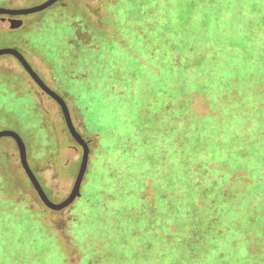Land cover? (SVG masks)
<instances>
[{
	"label": "trees",
	"instance_id": "obj_1",
	"mask_svg": "<svg viewBox=\"0 0 264 264\" xmlns=\"http://www.w3.org/2000/svg\"><path fill=\"white\" fill-rule=\"evenodd\" d=\"M92 8L79 2L69 14L85 40L57 44V34L67 37L60 28L36 39L60 56L79 91L58 94L98 103L114 118L107 143L98 140L101 196L84 225L72 212L66 226L49 222L69 208H47L0 150V264H264V0H105ZM10 78L23 83L0 69L1 90ZM196 96L207 113L196 111ZM2 109L0 124H21L33 151L48 144L54 129L43 117ZM81 134L91 154L98 135Z\"/></svg>",
	"mask_w": 264,
	"mask_h": 264
},
{
	"label": "rangeland",
	"instance_id": "obj_2",
	"mask_svg": "<svg viewBox=\"0 0 264 264\" xmlns=\"http://www.w3.org/2000/svg\"><path fill=\"white\" fill-rule=\"evenodd\" d=\"M45 1L46 0H12L10 8L32 7ZM103 1L105 0H63L61 3L51 7V9L49 8L43 12L37 13V15L23 17L0 16V49H18L29 61L34 70L42 77L45 83L57 93L61 94L62 91L63 94L64 90L79 92L77 86L74 85V87L71 82L67 81L69 79L68 77L72 79L71 70L69 68H66V71L64 70L62 66L64 61L59 55L55 56L54 52L49 53L48 50L45 51L43 48H38V44L41 45V42L36 39V36L37 34L41 37L46 35L50 36L55 34L56 30L60 28L66 32L65 36L67 37H65V41H63L60 39L62 35L57 34V44L61 42L60 45H74L77 40H85L86 35L80 31L81 20L76 16L69 15L74 14V9L72 11L71 9L76 3L83 2L89 5V7H93L92 9L94 10L95 6H100ZM75 12L79 16L81 15L80 9H76ZM103 12L105 13V11ZM16 20L22 21L20 27H17ZM10 32H13V34H10ZM29 32H32L33 36L22 40ZM26 44L28 45L27 47L25 46ZM36 48L38 49L36 50ZM55 62L60 63V71L55 69ZM0 69L12 75L20 76L23 82L21 85L15 86L14 79L10 78L6 80L7 88L3 90L0 89V105L3 108V112L6 111V107H21L23 108V112H29L30 114V111L33 110L35 111L34 115L43 117L44 121L54 129L52 131L53 134L48 133V144L37 151H33L31 139L21 124H19L18 127L15 123L7 125L0 124V130H12L21 135L26 143L28 155L30 156L29 162L35 169L33 170L34 173L44 187L50 200L59 203L72 191L82 159V148L70 137L59 105L35 84L17 59L9 55L0 57ZM63 79L65 82H63ZM14 94L18 97L26 98L27 100L25 103L27 104L19 106L16 101L14 102L13 99L10 98V96ZM74 98L72 100L68 98L66 102L72 109V117L76 128L81 133L83 132L84 134L86 133L93 136L98 135V137H92V152L90 154L92 166H90L85 175L81 188V197L78 198L69 209L67 208L68 210L62 213L50 214V217L47 219V221L52 223L59 221L60 226L67 225L71 212L78 215L79 221H77V223L81 226L84 225L87 218L92 214L94 206L98 204L97 197L101 196L99 180L97 178V166L100 165V163L98 165L97 163L101 161V156L99 153L97 154L99 146L98 140L99 143H107L109 128L115 125L113 121L114 118L112 116L110 117L108 113H104L105 110L99 106L98 103L87 101L88 99L76 98L75 100ZM83 98L88 97L83 96ZM87 106L88 108L91 107L89 118L88 110H86ZM194 106L196 111L200 114H205L208 111L203 97L196 96ZM90 117L96 119V127L92 128ZM0 150L6 157H9L11 170L17 176H22L24 171L20 164L19 152L15 141L10 137L1 138ZM148 193L151 194L150 191ZM34 194L33 191H27L26 197L33 198L36 202V207L43 209V205L37 201ZM109 200H113V198L109 197ZM120 206H124V202L121 201ZM69 255L73 262L79 259L76 248H73Z\"/></svg>",
	"mask_w": 264,
	"mask_h": 264
},
{
	"label": "water",
	"instance_id": "obj_3",
	"mask_svg": "<svg viewBox=\"0 0 264 264\" xmlns=\"http://www.w3.org/2000/svg\"><path fill=\"white\" fill-rule=\"evenodd\" d=\"M59 1L61 0H46L45 2L39 5L26 7V8L0 7V16L23 17V16L37 14L53 7ZM16 23H17L16 24L17 27H20L22 25L21 20H16ZM6 55L12 56L15 59H17V61L21 64L23 69L28 73V75L35 82V84L59 105L66 124V128L70 133L71 138L75 143H77L82 148L83 151L82 159L72 191L64 200H62L59 203H55L50 200L42 184L40 183L39 179L34 173L28 159V151H27L26 143L24 142L21 135L18 132L12 130H0V139L4 137H10L15 141L19 152L21 166L25 171L26 175L28 176L32 186L34 187L41 201L45 204L47 208L53 211H58V212L63 211L67 208H70L75 203V201L78 198H80L82 195L81 188L85 179V175L89 165V158H90L89 144L84 139L82 134L77 130L74 124V120L69 105L67 104L64 97H62L60 94H58L55 90H53L45 83L42 77L34 70V68L29 63V61L18 49H13V48L0 49V57Z\"/></svg>",
	"mask_w": 264,
	"mask_h": 264
},
{
	"label": "flooded vegetation",
	"instance_id": "obj_4",
	"mask_svg": "<svg viewBox=\"0 0 264 264\" xmlns=\"http://www.w3.org/2000/svg\"><path fill=\"white\" fill-rule=\"evenodd\" d=\"M70 107V106H69ZM70 111H71V114H72V109H71V107H70Z\"/></svg>",
	"mask_w": 264,
	"mask_h": 264
}]
</instances>
